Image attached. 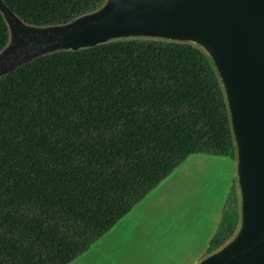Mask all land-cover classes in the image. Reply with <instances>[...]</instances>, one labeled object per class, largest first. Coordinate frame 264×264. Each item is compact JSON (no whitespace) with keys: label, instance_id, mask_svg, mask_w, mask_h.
<instances>
[{"label":"trees","instance_id":"1","mask_svg":"<svg viewBox=\"0 0 264 264\" xmlns=\"http://www.w3.org/2000/svg\"><path fill=\"white\" fill-rule=\"evenodd\" d=\"M58 25L107 0H5ZM10 40L0 10V52ZM237 158L216 63L192 41L137 36L58 50L0 77V264H68L191 154ZM241 219L235 183L205 256Z\"/></svg>","mask_w":264,"mask_h":264},{"label":"water","instance_id":"2","mask_svg":"<svg viewBox=\"0 0 264 264\" xmlns=\"http://www.w3.org/2000/svg\"><path fill=\"white\" fill-rule=\"evenodd\" d=\"M10 40L0 77L58 50L150 36L201 44L213 57L235 136L243 222L238 235L197 264H264V0H107L70 22L28 24L0 0Z\"/></svg>","mask_w":264,"mask_h":264},{"label":"crops","instance_id":"3","mask_svg":"<svg viewBox=\"0 0 264 264\" xmlns=\"http://www.w3.org/2000/svg\"><path fill=\"white\" fill-rule=\"evenodd\" d=\"M191 155L68 264H197L205 258L228 194L196 198L180 190L173 178Z\"/></svg>","mask_w":264,"mask_h":264},{"label":"rangeland","instance_id":"4","mask_svg":"<svg viewBox=\"0 0 264 264\" xmlns=\"http://www.w3.org/2000/svg\"><path fill=\"white\" fill-rule=\"evenodd\" d=\"M238 162V157L234 159L227 156L216 157L198 153L191 155L190 159L178 169L173 178L177 180V184L180 186V190L184 191V194L196 198L210 197L211 195V197H222L225 192L228 194L233 183L236 184L240 200L241 219L238 229L227 243L235 239L243 222V195L238 176Z\"/></svg>","mask_w":264,"mask_h":264}]
</instances>
